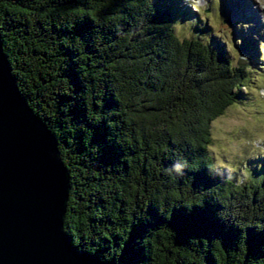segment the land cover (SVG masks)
<instances>
[{"label":"trees","instance_id":"obj_1","mask_svg":"<svg viewBox=\"0 0 264 264\" xmlns=\"http://www.w3.org/2000/svg\"><path fill=\"white\" fill-rule=\"evenodd\" d=\"M171 2L0 0L11 73L69 172L64 232L117 264H264V168L237 184L208 152L244 69L178 37Z\"/></svg>","mask_w":264,"mask_h":264},{"label":"water","instance_id":"obj_2","mask_svg":"<svg viewBox=\"0 0 264 264\" xmlns=\"http://www.w3.org/2000/svg\"><path fill=\"white\" fill-rule=\"evenodd\" d=\"M69 190L58 140L20 94L0 38V264H117L66 236Z\"/></svg>","mask_w":264,"mask_h":264},{"label":"rangeland","instance_id":"obj_3","mask_svg":"<svg viewBox=\"0 0 264 264\" xmlns=\"http://www.w3.org/2000/svg\"><path fill=\"white\" fill-rule=\"evenodd\" d=\"M152 2L160 9L171 2L173 28L178 37H200L213 46L223 47L232 63L244 69L245 86L238 99L211 122L208 152L215 165L232 175L235 183L244 185L253 176L260 178L257 170L264 168V3L259 0Z\"/></svg>","mask_w":264,"mask_h":264},{"label":"bare ground","instance_id":"obj_4","mask_svg":"<svg viewBox=\"0 0 264 264\" xmlns=\"http://www.w3.org/2000/svg\"><path fill=\"white\" fill-rule=\"evenodd\" d=\"M240 1L243 2V0H240ZM244 2H245V0H244ZM259 2H260V3H264V0H259ZM250 14H251V16L254 14V10H253V9H251ZM253 16H254V15H253ZM261 18H262V14L259 15V19H260V20H261Z\"/></svg>","mask_w":264,"mask_h":264}]
</instances>
